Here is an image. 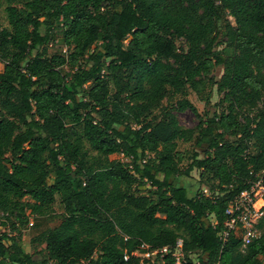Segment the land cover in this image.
Masks as SVG:
<instances>
[{
    "label": "trees",
    "instance_id": "16d2710c",
    "mask_svg": "<svg viewBox=\"0 0 264 264\" xmlns=\"http://www.w3.org/2000/svg\"><path fill=\"white\" fill-rule=\"evenodd\" d=\"M9 1L1 226L14 216L46 246L30 253L21 233L2 231L0 264H140L134 251L178 238L199 264H260L264 216L246 246L240 225L225 242L219 234L228 205L264 181V0ZM51 40L58 50L45 55ZM212 85L222 96L200 114L187 91ZM171 95L183 96L173 108L199 117L194 127L166 107L154 114ZM192 140L190 153L179 149ZM194 169L212 195L176 181ZM57 196L64 212L51 227ZM162 259L145 264H172Z\"/></svg>",
    "mask_w": 264,
    "mask_h": 264
},
{
    "label": "rangeland",
    "instance_id": "374dc122",
    "mask_svg": "<svg viewBox=\"0 0 264 264\" xmlns=\"http://www.w3.org/2000/svg\"><path fill=\"white\" fill-rule=\"evenodd\" d=\"M9 3H10L9 0H0V26L3 28L10 27L6 14V7L9 5ZM13 4L20 5L19 3H17V1L13 2ZM42 31H45V28H43ZM52 37L57 40L61 37V34L52 33ZM53 42L54 41L51 40L49 43L42 45L39 48V50L45 55H52L56 53L58 49L55 45H53ZM179 44L182 45V42L179 41ZM221 48H223V46ZM224 53L227 54L228 51L224 50ZM220 74H221V69L215 68L213 70L212 76L215 80H218ZM221 96L222 95L217 91V85L208 86L206 87V89H204V91H201L199 94L194 90L189 89L186 95L187 99L197 107V110L199 111L200 114H205L206 112H210V113L213 112L216 107L215 105H218ZM181 98H183V96L181 95H171L169 96V98H165L162 102V106L156 109L154 111V114H156L157 116H161L164 112L163 107H166L167 110L169 109L172 110V112L179 119V122L182 126L194 127L198 123L199 117L190 107L186 108L183 111L173 108V106H176L177 100H180ZM194 142H195L194 140L187 142L179 141V149L185 150L190 153L196 147ZM202 151H205V148ZM122 159L124 161H129V159L125 157H122ZM189 163H190L189 159L184 160L181 164V168L185 169ZM199 180H200L199 172L196 169H194L191 172L190 176L181 177L176 181L178 183L180 182L183 184H187L192 192L195 191L196 188H200L206 194L212 195L213 193L210 191L209 186L204 184V181H201L200 183ZM24 200L30 202L33 201L29 196L25 197ZM63 212H64V207L60 201V197L57 196V199L54 202V204L51 206V210H50L51 227H55L60 224L61 216ZM5 215L4 213L0 212V226H1V222L6 220ZM260 220L258 221V223L260 222ZM7 222H8L7 226L0 227V232L6 231V232H12V234L21 233V244L28 252L34 253L45 248L46 244L42 240H40L39 236L35 239L33 238L34 235L32 234L33 232H31L30 230L29 224L21 225L20 222L14 216L11 217V219ZM12 222H15V225L17 226L16 230L12 229V225H11ZM256 233L260 234L261 230L258 228L256 230ZM140 253L143 254V256L146 259L150 258L152 259V261H155L157 263H163L162 257L160 255H157L155 252L151 250H142ZM197 256H198L197 253L190 254L191 260H197ZM260 260H261L260 264H264V256H261Z\"/></svg>",
    "mask_w": 264,
    "mask_h": 264
},
{
    "label": "built area",
    "instance_id": "2783aa9c",
    "mask_svg": "<svg viewBox=\"0 0 264 264\" xmlns=\"http://www.w3.org/2000/svg\"><path fill=\"white\" fill-rule=\"evenodd\" d=\"M226 215L224 229L219 234L223 242L227 241L230 232L239 225L245 230L244 246L249 243L252 237L258 235L256 233L259 224L258 221L264 216L263 174H259L249 188L243 190L235 197L228 205ZM212 216L210 215L211 220L213 219ZM142 250H151V248L149 245H143L133 253L142 257L140 264H145L146 258L140 253ZM151 251L160 255L162 258L171 254L172 264H199L198 260H191L190 253H186L184 250V241L182 238H178L173 247L164 246Z\"/></svg>",
    "mask_w": 264,
    "mask_h": 264
}]
</instances>
